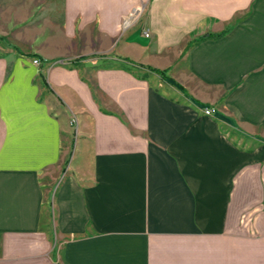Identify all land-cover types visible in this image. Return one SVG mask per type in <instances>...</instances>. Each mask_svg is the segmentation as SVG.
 <instances>
[{"label":"crops","instance_id":"0c3cea01","mask_svg":"<svg viewBox=\"0 0 264 264\" xmlns=\"http://www.w3.org/2000/svg\"><path fill=\"white\" fill-rule=\"evenodd\" d=\"M0 264H264V0H0Z\"/></svg>","mask_w":264,"mask_h":264},{"label":"built area","instance_id":"2783aa9c","mask_svg":"<svg viewBox=\"0 0 264 264\" xmlns=\"http://www.w3.org/2000/svg\"><path fill=\"white\" fill-rule=\"evenodd\" d=\"M141 13H142V12H141ZM141 13L139 12L138 8H136L135 11H132V13L130 14L129 19H130L131 21H134V20H136V19H138V18L140 17ZM144 35H145V37H149V33H148V31L145 32ZM33 64H34V65H39V60H38V59L33 60ZM203 113H204L206 116H212V115L215 113V109H214V108H211V107H205V108H203ZM74 123H76V121H75V119H72V120L70 121V125H72V124H74Z\"/></svg>","mask_w":264,"mask_h":264},{"label":"rangeland","instance_id":"374dc122","mask_svg":"<svg viewBox=\"0 0 264 264\" xmlns=\"http://www.w3.org/2000/svg\"><path fill=\"white\" fill-rule=\"evenodd\" d=\"M136 8H138V10H139L140 13L143 11V5L138 6V7H136ZM136 8H134L132 11H135ZM132 11H131V13H132ZM131 13H130V14H131Z\"/></svg>","mask_w":264,"mask_h":264}]
</instances>
